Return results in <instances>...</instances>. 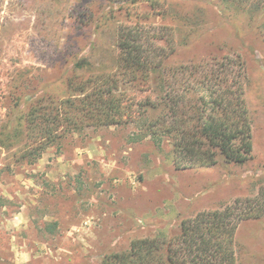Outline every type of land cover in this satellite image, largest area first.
Listing matches in <instances>:
<instances>
[{"label": "rangeland", "instance_id": "374dc122", "mask_svg": "<svg viewBox=\"0 0 264 264\" xmlns=\"http://www.w3.org/2000/svg\"><path fill=\"white\" fill-rule=\"evenodd\" d=\"M155 3L152 9L150 0H0L1 264H100L133 240L176 237L198 213L238 201L241 207L264 193V4ZM130 27L166 59L136 84L124 79L117 61L118 35ZM235 58L243 65L237 75L252 159L234 165L219 157L211 167L178 170L175 136L158 121L170 109L171 87L182 81L168 71L197 66L191 77L197 81L216 62ZM102 76L118 80L115 95L124 109L131 105L129 116L86 122L34 164L21 160L25 140L10 139L20 119L36 106L77 97L69 81L77 89ZM243 217L237 264H264V212Z\"/></svg>", "mask_w": 264, "mask_h": 264}, {"label": "trees", "instance_id": "16d2710c", "mask_svg": "<svg viewBox=\"0 0 264 264\" xmlns=\"http://www.w3.org/2000/svg\"><path fill=\"white\" fill-rule=\"evenodd\" d=\"M226 1L240 5L264 4V0ZM149 6L155 8V0H150ZM150 40L138 29L120 30L117 61L122 76L130 83L147 81L150 73H157V66L166 60L163 50H154ZM242 69L240 59L235 58L216 62L197 81H191L199 71L197 66L168 71L172 79L179 74L182 81L171 87L167 98L170 109L158 121L167 123L168 133L175 136L173 164L178 170L211 167L217 164L219 157L234 165H244L252 159V125L245 92L237 75ZM80 85L74 89V81L68 83L77 97L53 106H36L20 119L10 139L25 140L21 160L34 164L45 150L58 144L68 133L80 130L84 123L88 126L110 124L118 117L129 116L132 111L131 105L124 109L118 103L115 76H102ZM239 203L201 212L183 221L176 237L159 234L133 240L129 250L106 255L100 264H237L234 245L237 227L244 214L250 216L245 217L248 219L264 212V193L246 200L243 208ZM55 229V224L47 227L50 234Z\"/></svg>", "mask_w": 264, "mask_h": 264}]
</instances>
